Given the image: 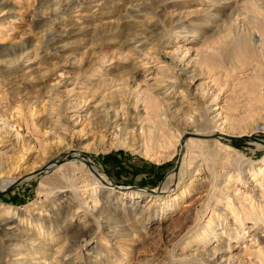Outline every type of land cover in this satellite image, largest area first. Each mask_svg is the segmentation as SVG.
<instances>
[{
	"label": "rangeland",
	"instance_id": "1",
	"mask_svg": "<svg viewBox=\"0 0 264 264\" xmlns=\"http://www.w3.org/2000/svg\"><path fill=\"white\" fill-rule=\"evenodd\" d=\"M7 180L0 264H264V0H0Z\"/></svg>",
	"mask_w": 264,
	"mask_h": 264
},
{
	"label": "bare ground",
	"instance_id": "2",
	"mask_svg": "<svg viewBox=\"0 0 264 264\" xmlns=\"http://www.w3.org/2000/svg\"><path fill=\"white\" fill-rule=\"evenodd\" d=\"M148 102H149V106H150V108L153 110V109H155V104H154V100H151V101H149L148 100ZM216 110V109H215ZM216 116H220V113H217L216 114ZM160 118V117H159ZM227 125L225 122H222V125ZM221 125V126H222ZM216 127V126H215ZM224 127V126H223ZM222 127V128H223ZM222 128H215V129H218L219 131H221V132H223V133H225V134H229L230 133V128H228V130H226L225 128L224 129H222ZM143 132V131H142ZM211 133V132H210ZM185 133L182 131L181 133H178V138H181L182 137V135H184ZM113 145V144H112ZM114 146L115 147H118V148H124V149H126V150H128V151H134L135 150V148H134V145H133V142L131 141V140H129V139H126V138H124V137H119V138H116V140L114 141ZM217 147V146H216ZM145 154V153H144ZM81 162V165L83 166V167H85V169H86V171H87V173L91 176V178H92V181L94 182V184L96 185L95 186V190L94 191H91V193H90V196H91V198L92 199H97V198H99L98 196L99 195H105V197L106 196H110V195H114V193H113V190L109 187V185H108V182H106V178H105V176L104 175H102V174H99L98 172H97V170L95 169V167L94 166H91V165H89L88 164V166L87 165H85L84 163H83V161H80ZM47 166H45L44 167V169L46 170V169H49V168H46ZM97 168V167H96ZM174 175H172V177H173ZM11 184V181H9V180H7L6 182H4V183H2L1 185H0V189H3V188H6V187H8V185H10ZM169 193V192H168ZM121 196H120V199H119V197L118 196H116V198L117 199H114L115 200V202H118L119 200H126L127 199V202L128 203H130V204H137V203H140L141 205H142V207H146V205L148 206V205H151V204H153V203H156L157 205H156V207H155V209H154V211L152 212V213H150L149 214V216H151V217H153V216H155L156 214L158 215V214H165L167 211H168V209H173V207L175 206V202L178 200V196H180V198H181V196H182V194L180 195V194H178V195H170V196H166V197H162V198H158V199H156V198H145V199H143L141 202H139L138 200H137V193H132V194H128V195H124V194H120ZM122 200V201H123ZM101 213H103V212H101ZM8 214H10L9 212H6V215H8ZM100 214V213H99ZM109 214V213H108ZM98 215V214H97ZM99 216V215H98ZM109 216V215H108ZM115 226H113L114 228H117V224H119V223H116L115 222ZM120 227V226H119ZM71 239H74V238H71ZM74 242V241H73ZM78 242V241H77ZM80 243V242H79ZM72 244H74V243H72ZM68 246V245H67ZM71 248V247H70ZM69 250H71V249H69ZM68 251V250H67ZM219 251V250H218ZM217 255V251H215L213 254H212V259H215V256ZM89 259H88V261H90V263L92 262V258H91V256L90 257H88Z\"/></svg>",
	"mask_w": 264,
	"mask_h": 264
}]
</instances>
